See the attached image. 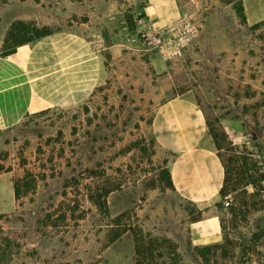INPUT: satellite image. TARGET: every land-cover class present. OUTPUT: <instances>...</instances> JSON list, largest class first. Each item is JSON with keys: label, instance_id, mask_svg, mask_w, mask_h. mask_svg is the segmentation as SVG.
Masks as SVG:
<instances>
[{"label": "rangeland", "instance_id": "1", "mask_svg": "<svg viewBox=\"0 0 264 264\" xmlns=\"http://www.w3.org/2000/svg\"><path fill=\"white\" fill-rule=\"evenodd\" d=\"M82 1L0 0V55L13 47L15 41L5 40L18 23L55 31L87 22L88 8L81 15L73 11ZM110 2L113 8L102 3L97 11L124 14L128 30L138 35L134 14L139 18L135 12L145 0ZM176 2L181 37L164 53L151 50L150 59L127 52L114 61L106 54L111 65L102 66L100 86L85 102L0 130V188L5 198L16 196L15 202L2 198L8 205L0 211V264H43L42 258L97 264L123 238L141 247L136 258L142 264H264V241L246 259L238 246L244 240L239 230L264 225V21L243 23L242 0ZM187 92L223 136V159H247L248 177H238L229 209H217L235 246L194 243V217L186 210L192 205L169 183L173 157L154 142L150 124L157 108ZM99 196L107 209L94 201ZM195 247L203 257L195 256ZM119 249L118 264H135Z\"/></svg>", "mask_w": 264, "mask_h": 264}, {"label": "crops", "instance_id": "2", "mask_svg": "<svg viewBox=\"0 0 264 264\" xmlns=\"http://www.w3.org/2000/svg\"><path fill=\"white\" fill-rule=\"evenodd\" d=\"M133 1L130 6H135ZM102 3L114 7L110 0H84L73 11L81 15L88 8L87 22L55 30L17 47L11 55H0V130L16 127L30 115L85 102L100 86L102 66L111 65L105 63L106 54L112 61L122 59L127 52L155 57L153 51H145L139 34L128 30L124 14L106 8L103 15L97 11L96 5ZM142 4L143 9L135 13L150 18L157 30L177 24L181 18L176 0H145ZM242 5L249 25L264 21V0H242ZM108 10L111 13L107 14ZM134 18L139 32V18L135 14ZM189 93L173 95L161 103L151 120V131L156 144L173 157L169 172L175 192L199 207L212 206L221 201L225 167L210 137L206 114ZM4 193L0 188V211L8 205L2 199ZM10 200L16 201L15 194ZM189 226L195 244L223 241L220 216ZM119 245L137 264L135 244L126 238L110 245L97 264L123 260L118 255ZM40 261L47 264L45 258Z\"/></svg>", "mask_w": 264, "mask_h": 264}, {"label": "trees", "instance_id": "3", "mask_svg": "<svg viewBox=\"0 0 264 264\" xmlns=\"http://www.w3.org/2000/svg\"><path fill=\"white\" fill-rule=\"evenodd\" d=\"M238 7H239L238 14L240 16V19L243 23H245L246 17H245L243 5L238 6ZM14 27H15L14 30H12V32L9 34V37L5 40L6 44L9 43L10 41H15L14 45L6 54H3L2 56L11 55V54L15 53L17 47H19L21 45H25V44H32L35 41L56 32L53 30H49L47 28H45L43 30H39L38 28H36L34 26L32 27L30 25H25L22 23H18ZM26 35H31V36L27 37ZM46 112H42L40 114H44ZM36 115H38V114H36ZM207 123H208L209 132L212 135V137L216 143V146H217L216 148L218 150L219 156H220V158L224 164V167H225L224 185L220 191V200L223 203L218 201L212 206L199 208L195 203L189 202L192 205V208L191 209L186 208V210H187L189 216L194 217L192 222H198V221L209 219L211 217L220 216L217 209L221 208V206H224L226 208L230 207L231 204L226 205L225 197L231 195V193H234L237 190V188L239 187L240 183H242V179L238 180V177H240V175L241 176L244 175V177H242V178L246 177L245 176V173H246V168H245L246 166L245 165H247V159L242 158V160H241V158L236 156V154H235L234 156L230 157L228 159V161H225L223 159L222 154H221V150H222L221 146L222 145H221V141H220L221 139L220 138H222L223 136L221 135L220 132L218 133L216 130L211 129L208 118H207ZM13 128H10V129H13ZM0 133H3V131H0ZM154 142L156 143L155 138H154ZM230 145H231V147H234L233 144H230ZM234 149H237V148H234ZM241 167H243V168H241ZM240 168H241V170H240ZM247 177H248V175H247ZM168 178H169L170 185L174 189L172 181H171V175H170L169 171H168ZM27 187H30V184L27 185ZM16 193L19 196L20 190L17 188V186H16ZM26 193H28V192H26ZM108 193L109 192H106L104 197H106L108 195ZM102 197L103 196H99L98 200L94 199V201H96V203H98V206L100 208H104V209L106 208L107 209L106 200L104 197L102 200ZM245 206H246V204H245ZM247 208H249V207H247ZM249 225H250L249 227H245V228H249V231L247 233L243 232L247 236L242 234V232L239 230V234L244 236L243 237L244 240L242 242H240L238 245L240 248H242V254H243L244 259L247 258L246 256L248 254H251L252 249H259V246L264 241V225L259 226L256 224V226H252L251 223H249ZM238 227L239 226H234V230H238L239 228H241V226L239 228ZM227 228H228L227 225L222 220L223 241L220 244H216L215 248H220L225 243H227V245L229 244V246H231V245L235 246L234 240H231V239L228 240V236L233 235V233L232 234L228 233ZM254 228H256V229H254ZM123 233H125V231H123ZM118 237H120L119 233L117 234L115 239H117ZM115 239H113L111 242L113 243L115 241ZM140 249H141L140 246H136V255L141 252ZM146 251H148V250H146ZM195 251H196V254H195L196 257H201V256L203 257V252L201 250H199V247H195ZM152 254H153V252H152ZM152 254H150L151 257H153ZM137 264H142V262L137 260Z\"/></svg>", "mask_w": 264, "mask_h": 264}, {"label": "built area", "instance_id": "4", "mask_svg": "<svg viewBox=\"0 0 264 264\" xmlns=\"http://www.w3.org/2000/svg\"><path fill=\"white\" fill-rule=\"evenodd\" d=\"M138 25L140 27L139 39L150 50H159L164 53L166 47L171 45V43L178 42L177 40L181 37L179 23L157 30L150 18L140 15ZM230 199V195L225 197L226 205L230 204Z\"/></svg>", "mask_w": 264, "mask_h": 264}, {"label": "water", "instance_id": "5", "mask_svg": "<svg viewBox=\"0 0 264 264\" xmlns=\"http://www.w3.org/2000/svg\"><path fill=\"white\" fill-rule=\"evenodd\" d=\"M252 139H253V140H257V139H258V136H257L256 133H253V134H252Z\"/></svg>", "mask_w": 264, "mask_h": 264}]
</instances>
